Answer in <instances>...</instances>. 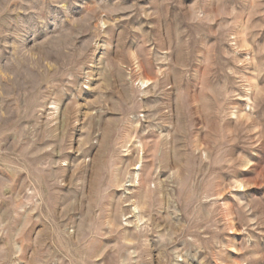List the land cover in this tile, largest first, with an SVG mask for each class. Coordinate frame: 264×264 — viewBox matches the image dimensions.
<instances>
[{"label": "rangeland", "instance_id": "374dc122", "mask_svg": "<svg viewBox=\"0 0 264 264\" xmlns=\"http://www.w3.org/2000/svg\"><path fill=\"white\" fill-rule=\"evenodd\" d=\"M0 264H264V0H0Z\"/></svg>", "mask_w": 264, "mask_h": 264}, {"label": "bare ground", "instance_id": "6f19581e", "mask_svg": "<svg viewBox=\"0 0 264 264\" xmlns=\"http://www.w3.org/2000/svg\"><path fill=\"white\" fill-rule=\"evenodd\" d=\"M144 84H146V83H142V85H144ZM145 86V85H144ZM137 176V175H136ZM137 179V178H136ZM128 181V180H127ZM130 182H132V181H130Z\"/></svg>", "mask_w": 264, "mask_h": 264}]
</instances>
